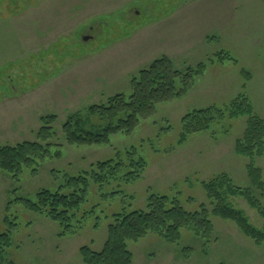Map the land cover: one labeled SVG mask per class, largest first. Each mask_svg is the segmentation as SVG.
<instances>
[{
    "label": "rangeland",
    "instance_id": "rangeland-1",
    "mask_svg": "<svg viewBox=\"0 0 264 264\" xmlns=\"http://www.w3.org/2000/svg\"><path fill=\"white\" fill-rule=\"evenodd\" d=\"M163 56L181 72L199 64L205 70L131 134H115L107 145L65 143L61 127L68 116L118 94L128 98L133 78ZM241 95L264 121V0H0V145L35 142L40 118H57L50 156L23 166L15 179L0 170V233L11 236L13 263L83 264L80 248L101 251L114 214L144 211L150 195H159L188 212L204 205L213 238L205 243L182 229L180 242L171 244L149 235L128 243L133 264H264V242L256 246L233 222L214 217L202 186L225 174L264 205V194L250 185L249 161L234 153L246 117L213 123L178 144L186 114L223 110ZM132 148L145 163L138 180L90 182L80 223L65 235L20 203ZM254 165L264 184V154ZM225 203L256 229L264 227L244 198L225 196Z\"/></svg>",
    "mask_w": 264,
    "mask_h": 264
},
{
    "label": "trees",
    "instance_id": "trees-1",
    "mask_svg": "<svg viewBox=\"0 0 264 264\" xmlns=\"http://www.w3.org/2000/svg\"><path fill=\"white\" fill-rule=\"evenodd\" d=\"M228 58V56H227ZM232 60V58L229 57ZM236 61L233 60V63ZM205 70V64L195 69L177 70L172 61L160 57L150 66L139 72L131 81V94L128 98L118 94L110 97L106 105H94L84 113L67 117L61 127L65 143L69 146L107 145L115 134H131L140 119L152 115L159 104L182 97L190 88L192 80ZM244 79L250 74L241 71ZM246 117L245 130L240 139L234 143L235 155L247 159L246 172L250 185L264 193V184L260 170L254 165V159L264 154V121L254 114L253 108L245 96H238L225 109L209 107L194 110L181 119V133L178 144L186 142L191 135L206 132L213 123L226 118ZM55 115L40 118L41 127L35 142H22L14 146L0 145V170L17 178L23 166L35 164L37 159L50 156L54 137L53 125ZM58 156V153L55 154ZM145 169V163L134 148L121 157L97 163L90 172H85L66 180L63 188L52 192L39 191L34 200H20L27 211L42 216L62 228L65 235L79 225V214L86 202L90 182L99 187L112 182L130 184L138 180ZM208 200L212 203L211 214L214 217L231 221L238 230L256 246L264 242V227H253L240 210L225 203V196L242 197L255 209L264 221V205L253 195L252 191L234 186L227 175L221 174L210 182L202 184ZM85 218L83 212L80 219ZM189 229L205 243L213 238V224L209 211L201 205L198 211H186L176 199L167 196L150 195L144 211L121 212L114 214L107 226L106 241L99 252L88 247L79 250L83 264H133V256L128 243L138 242L149 235H156L171 244L181 240V230ZM12 247L8 232L0 233V264H14L10 256Z\"/></svg>",
    "mask_w": 264,
    "mask_h": 264
}]
</instances>
